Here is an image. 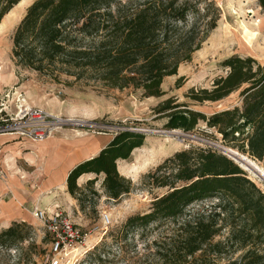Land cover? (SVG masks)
I'll use <instances>...</instances> for the list:
<instances>
[{"label":"trees","instance_id":"16d2710c","mask_svg":"<svg viewBox=\"0 0 264 264\" xmlns=\"http://www.w3.org/2000/svg\"><path fill=\"white\" fill-rule=\"evenodd\" d=\"M18 1L0 0V21ZM257 1L264 10V0ZM220 15L214 0H34L15 28L12 56L17 65L38 72L62 71L76 78L89 72L108 87H132L158 97L164 94L163 78L190 60ZM221 65L225 75L185 96L203 103L238 92L239 104L207 115L166 98L156 111L166 117L168 128L190 131L204 122L264 166V64L233 54ZM143 141L142 133L115 132L97 155L69 171L67 191L79 195L76 179L94 173L103 174L109 197L129 192L117 161ZM147 178L166 191L153 197L147 211L129 216L119 238L138 231L144 242L146 231L156 230L141 253L149 264H264V190L234 159L211 147H190L167 157ZM18 225L0 231V246L20 239Z\"/></svg>","mask_w":264,"mask_h":264},{"label":"rangeland","instance_id":"374dc122","mask_svg":"<svg viewBox=\"0 0 264 264\" xmlns=\"http://www.w3.org/2000/svg\"><path fill=\"white\" fill-rule=\"evenodd\" d=\"M33 1H18L0 21V129L7 123L4 118L16 112L20 103H25L50 114L55 130L105 132L111 136L121 130L144 134L143 144L134 148L127 159L117 161L118 173L130 184L129 192L111 198L102 185L103 174L91 173L89 179L96 177V181L89 186L83 183L79 195H71L66 187L64 191L55 192L50 201H40V206H34L59 209L83 230L98 227L84 244L69 250L60 264H149L141 253L145 252L144 243L155 237L156 230L148 229L144 242L138 231L129 232L123 240L119 236L129 216L147 211L153 197L166 191V188L155 187L147 178L158 164L176 151L211 147L227 156L223 149H233L264 168L257 159L224 142L221 135L204 122H198L190 131L168 128L166 117L156 111L166 98L207 115L239 104L238 92L220 101L203 103L191 101L185 95L191 88L210 87L216 77L225 75L221 62L233 54L251 56L264 64V10L257 0H214L221 11L216 27L190 60L179 64L176 74L163 78V95L145 97L141 90L132 87H108L89 72L76 78L74 73H42L17 65L12 56V38ZM179 77L183 79L176 87ZM2 134L10 135L0 131ZM11 163L0 166V231L18 223L20 239L10 246H0V264H47L44 257L49 252L50 235L33 217L26 200L19 198L26 194L23 187L26 184ZM242 167L247 177L264 190L263 178ZM168 172L170 169L164 171ZM19 210L27 214L25 219H16L15 213ZM104 213L110 218L107 224L102 222Z\"/></svg>","mask_w":264,"mask_h":264},{"label":"crops","instance_id":"0c3cea01","mask_svg":"<svg viewBox=\"0 0 264 264\" xmlns=\"http://www.w3.org/2000/svg\"><path fill=\"white\" fill-rule=\"evenodd\" d=\"M111 137L105 132L63 128L53 131L42 141L2 134L0 166L12 162L11 165L22 174L26 194L19 195V198L26 200L25 203L32 209L35 204L40 206V201H50L55 192L66 190L69 171L78 163L97 155ZM90 174H81L76 179L77 185L85 183ZM15 215L16 219L27 217L20 210Z\"/></svg>","mask_w":264,"mask_h":264},{"label":"built area","instance_id":"2783aa9c","mask_svg":"<svg viewBox=\"0 0 264 264\" xmlns=\"http://www.w3.org/2000/svg\"><path fill=\"white\" fill-rule=\"evenodd\" d=\"M16 108V112L4 118L7 123L0 129L1 132L42 141L56 129L52 116L44 110L25 103H20ZM31 213L50 235L49 252L44 257L47 264H60L69 250L84 244L98 228L93 226L89 230H83L76 226L67 214L56 208H40L36 205L33 206ZM109 221L108 214L104 213L102 222L107 224Z\"/></svg>","mask_w":264,"mask_h":264},{"label":"bare ground","instance_id":"6f19581e","mask_svg":"<svg viewBox=\"0 0 264 264\" xmlns=\"http://www.w3.org/2000/svg\"><path fill=\"white\" fill-rule=\"evenodd\" d=\"M233 151H235V150H233ZM238 157L241 161V163L239 162L240 164L245 166L246 169L249 168L253 172L255 171L256 173H258L257 175H259V177L263 178V180H264V168L261 165H259L256 161H254L253 159L249 158L248 156H246L244 154L241 155V153H239Z\"/></svg>","mask_w":264,"mask_h":264},{"label":"water","instance_id":"95a60500","mask_svg":"<svg viewBox=\"0 0 264 264\" xmlns=\"http://www.w3.org/2000/svg\"><path fill=\"white\" fill-rule=\"evenodd\" d=\"M225 152H227V154L229 155V156H231V158H233L236 162H240L241 163V161H240V159H239V157H238V154H239V152L238 151H233V150H231L230 148H227V149H223ZM242 155V154H241ZM239 163V164H240ZM241 166V165H240ZM242 167V166H241ZM243 168V167H242ZM244 169V168H243ZM254 173H256L255 171H254ZM258 173H256V175H257Z\"/></svg>","mask_w":264,"mask_h":264}]
</instances>
